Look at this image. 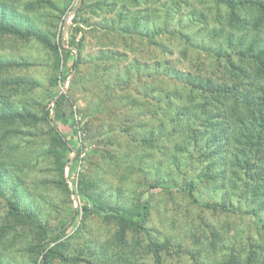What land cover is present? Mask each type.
<instances>
[{
    "label": "rangeland",
    "instance_id": "374dc122",
    "mask_svg": "<svg viewBox=\"0 0 264 264\" xmlns=\"http://www.w3.org/2000/svg\"><path fill=\"white\" fill-rule=\"evenodd\" d=\"M99 1L103 0H82L74 10L80 0H0V7L6 4L9 10L5 22L34 27L55 44L60 30L64 38L59 63L37 40L0 33V61L5 64L0 69V108L7 109L8 102L41 118L44 105L65 95L63 103L52 108V119L75 149L56 146L43 121L19 128L9 145L19 149L1 166L5 198H0V225L8 216L9 198L19 209L34 213L51 234L65 231L62 241L70 244L73 256L82 253L86 264L93 260L89 251L106 248L119 225L101 216H85L78 192L84 178L98 204L130 212L149 200L145 231L129 230L124 237L126 256L132 261L118 263L113 257L115 264H154L150 240L164 247V264H224L229 259L235 264H261L264 191L249 192L256 181L246 186L241 172L218 180L204 176L207 166L219 172L218 165L247 160L235 140L240 130L208 128L210 119L216 125L221 121L216 118L224 108L214 103L220 95L210 96L194 81L188 83L200 78L220 86L238 85L232 81L237 76L231 63L240 64L242 35L228 26L230 12L204 0H149L145 15L157 31L150 41L111 28L119 13L136 14L138 8L129 0L124 10L119 4L118 12L111 11L117 0H105L103 10ZM105 19L113 21L111 26ZM79 52L82 62L72 70ZM13 80L26 84L12 89ZM232 102L227 101L225 109ZM230 116L238 119L242 112L233 109ZM194 121L197 133L187 127ZM216 135L224 141L213 144ZM57 150L70 159L65 179L71 195L60 184L56 158H46L48 151ZM190 182L198 202L184 189ZM206 203L232 211L212 210ZM36 237L27 225L12 231L0 245L2 263L33 264L28 249Z\"/></svg>",
    "mask_w": 264,
    "mask_h": 264
},
{
    "label": "trees",
    "instance_id": "16d2710c",
    "mask_svg": "<svg viewBox=\"0 0 264 264\" xmlns=\"http://www.w3.org/2000/svg\"><path fill=\"white\" fill-rule=\"evenodd\" d=\"M127 1L128 0H117L116 4H113L114 9L111 11L118 12L119 4L123 10L126 9ZM204 1L210 2L214 9L216 6L226 7L228 12H230L228 15V26L232 27L233 30L239 31L242 35V38L239 40L241 50L238 54L240 57V64L237 66L235 62L231 63V67L236 70L235 76H237L232 81L235 83L237 81L238 85L233 86V88L228 85L220 86L214 84V82L210 80H201L200 78H193L194 80H190L188 83L194 81L193 83L196 87L200 85V89L205 88L206 92L211 94L210 96H212L213 92L220 95L219 98H216L214 103L215 106L217 105V108H224L221 115L216 118H221V121L216 125L215 122L213 123L212 119H210L212 123L208 120L210 124L207 127L217 128L218 130L226 128L231 132L232 130H240V134L235 136V140L241 145L240 150L242 151V155L247 159L246 161L236 159L235 161H232V164L228 165L225 163L224 165H218L220 167L219 172L216 170L211 172V166H207L208 173H204V176L207 177L210 175V178L218 180L221 178L225 179L226 176L229 177L232 174L236 177L237 175H240L241 172V176L244 179L240 178V181H244L246 186H248V183L256 181V183L253 184V187L250 186L248 189L249 192L250 189H252L251 192L258 195L261 191H264V0ZM129 2L133 5V7H135V9H140H137V12L133 17H130L129 13L124 11L123 13H119L117 15V19L114 20L113 26L110 25L113 21L105 19V22H108L107 24L113 29H115L114 26H116L118 28L117 31L123 32L125 35H130L131 37L136 36L140 39L145 37L150 41H154L157 37V31L151 28L150 20L145 15L148 12L147 8L149 0H129ZM77 6L78 5L74 7V10L77 9ZM105 6H107L105 0L99 1L98 7H100V10H103ZM8 13L9 10L6 7V4L2 5L0 7V33L2 35L13 36L23 41L35 39L49 50L53 51L60 63V51L64 50V38L61 30L59 32L58 42L55 44L51 42L48 35L39 33L34 27L23 29L14 22H5L4 17L8 15ZM164 27H167V22L164 23ZM111 28L109 30H111ZM70 51L71 50H69L68 53H70ZM81 62L82 56L79 52L73 57L72 70L77 69ZM4 65L5 64H3L1 60L0 69H3ZM58 68H60V65H58ZM135 70L136 69L133 71ZM70 75L71 72L64 75L62 84H64ZM127 75H131L129 74V71H127ZM9 83L11 84L12 89L21 87L22 84H26L25 80H13ZM64 99L65 95L60 94L56 99H54V104L53 102H49L44 105L41 112V118L29 110L20 112L18 108L11 106L8 102H6V106H8L7 109L0 108V179L3 178L1 173L4 171V168L1 169V166H4L5 159L8 156L13 155V153L19 149L18 147L15 148V146L14 148H9L11 140L16 133H18L19 128L26 122L36 124L39 120L43 121L50 128L51 134L54 138L53 141L56 143V146H59L64 151H75V149L70 146L66 136L60 131L52 119V108L61 105ZM190 99H192L191 94ZM209 99L211 100V98ZM231 99L234 100L235 104L232 102L230 107H227L229 111L227 112V108L225 109L224 104L227 105V101ZM233 109L235 111L240 110L242 112V116L238 119L230 116V112ZM186 110L188 111L190 108H187ZM192 112L198 115L201 113V111L196 112L195 110H192ZM195 122L196 121L187 123V127L193 133L196 132L193 130V124ZM221 122H225L227 127L223 124L221 125ZM132 137L134 136L132 135ZM219 137L217 135L213 136L211 140L213 144H219L224 141V139ZM136 139L141 142L139 136H137ZM197 139L199 141L198 135L194 137L195 143H197ZM52 152L55 155L53 153H49L48 151L46 153V158H56L55 165L56 169L60 173V184L64 191H66L68 195H71L73 194V191L69 187L68 183H66L65 179V172L69 166L70 159L65 160L63 151L61 150ZM2 153H5V155ZM221 160L222 159H219V161ZM33 169L34 168L32 166L29 171H32ZM21 173L23 175H27L28 172L23 171ZM20 182V180H17L16 190L20 189ZM88 188L89 186L87 180L82 178L79 184L78 192L82 197L80 199V209L83 210L85 216L88 217L89 215H97L103 217L107 221H116L119 225V231H117V234H114L110 244H107L106 248L101 247L98 251L90 250L89 256L93 258V260L86 261V264H115L113 257L116 258L118 263L132 261L128 258V256H126V241L124 237L129 230L140 232L144 229L149 200L143 201L142 204L134 211L126 212L125 210L119 208L98 204L90 196ZM184 189L195 202H198L196 198L197 189L192 182L186 183ZM0 198H5L1 184ZM6 201L8 216L5 218L4 223L0 225V245H2V240L12 231H15L20 226L27 225L37 234L34 241L36 243L31 242L28 249L33 257V264H55L56 261L63 264H82V262H84L82 253L77 256H73L70 252V244L66 241H62V238L67 235H65V231L60 234H51L47 226L42 224L34 213L19 209V207L16 206V203L9 198L6 199ZM204 206L211 208L212 210L232 211V209H229L228 206L223 205L206 203ZM77 213H79V210ZM70 237L76 238L77 235L72 234ZM149 245L154 264H164V257L162 253L164 251V247L158 243L156 244V242H151V240ZM109 250H111L110 256L108 252ZM0 264H3L1 258ZM224 264H235V262L229 259L225 261ZM261 264H264V259Z\"/></svg>",
    "mask_w": 264,
    "mask_h": 264
},
{
    "label": "water",
    "instance_id": "95a60500",
    "mask_svg": "<svg viewBox=\"0 0 264 264\" xmlns=\"http://www.w3.org/2000/svg\"><path fill=\"white\" fill-rule=\"evenodd\" d=\"M81 1H82V0H80V2H79V4H78V6L80 5ZM78 6H77V7H78Z\"/></svg>",
    "mask_w": 264,
    "mask_h": 264
}]
</instances>
